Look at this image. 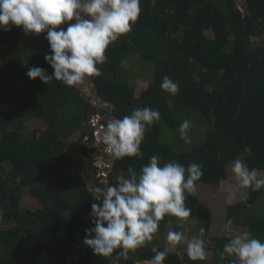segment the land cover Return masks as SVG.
I'll list each match as a JSON object with an SVG mask.
<instances>
[{
    "label": "trees",
    "instance_id": "trees-1",
    "mask_svg": "<svg viewBox=\"0 0 264 264\" xmlns=\"http://www.w3.org/2000/svg\"><path fill=\"white\" fill-rule=\"evenodd\" d=\"M243 2L246 10L237 0H141L131 32L108 47L106 62L97 65L101 74L89 77L96 96L107 104L102 113L122 119L148 107L160 114L145 132L143 156L113 160L107 182H97V188L128 178L129 166L139 173L154 155L161 166L169 161L200 164L203 175L195 191L186 193L185 205H196L201 217L198 228L204 229L200 236L210 253L205 260L193 261L157 239L173 215L160 219L152 239L127 257L118 255L120 249L98 256L80 244L85 230L94 227L92 204L102 200L91 196L88 183L97 167L82 143L93 138L87 126L92 104L78 86L55 79L47 84L28 79L19 93L7 94L28 68L41 67L49 75L54 70L44 59L51 54L46 32L0 30V209L8 225L0 228V264H145L155 255L153 247L166 251L163 264H232L234 257L221 255L231 237L209 234L212 213L200 201L198 187H218L237 158L264 179V0ZM132 54L152 68L151 80L138 94L137 77L123 66ZM164 76L179 84L177 94L161 89ZM33 119L44 121L49 132L29 130ZM185 120L211 126L201 139L187 141L180 132ZM76 132L78 138L70 140ZM24 188L39 207L20 206ZM247 190V198L229 208L226 218L264 242V187Z\"/></svg>",
    "mask_w": 264,
    "mask_h": 264
},
{
    "label": "clouds",
    "instance_id": "clouds-1",
    "mask_svg": "<svg viewBox=\"0 0 264 264\" xmlns=\"http://www.w3.org/2000/svg\"><path fill=\"white\" fill-rule=\"evenodd\" d=\"M151 2L155 4V0ZM140 14L141 0H0V30L18 27L25 35L46 32L51 54L44 59L53 74L41 67H30L26 75L45 84L55 79L73 87L101 74L97 65L106 62V50L131 32ZM65 24L67 27H60ZM160 87L173 95L179 92V84L168 76L162 78ZM159 118L157 110L144 107L134 109L122 119L109 120L101 140L112 159L142 157L145 132ZM189 126L187 120L181 124L182 138ZM231 170L239 187L253 191L264 187V179L258 178L257 170H250L241 159L232 161ZM127 172L128 178L118 177L115 185L100 190L102 200L92 204L90 217L94 227L85 230L83 243L95 255L109 256L120 249L118 255L127 257L129 250L152 239L158 221L165 215L189 217L186 193L195 191V182L203 175L198 163L185 167L169 161L161 166L160 157L155 155L141 166L139 173L131 166ZM231 223L227 222L225 230H229ZM181 239L180 233L168 235L171 244ZM152 251L155 255L150 264H163L166 251L155 247ZM224 254L235 258L232 264H264V242L244 232L224 245L222 257ZM187 255L193 261L206 259V241L202 236H194L188 242Z\"/></svg>",
    "mask_w": 264,
    "mask_h": 264
},
{
    "label": "rangeland",
    "instance_id": "rangeland-1",
    "mask_svg": "<svg viewBox=\"0 0 264 264\" xmlns=\"http://www.w3.org/2000/svg\"><path fill=\"white\" fill-rule=\"evenodd\" d=\"M237 3L246 10L243 0H237ZM206 34L210 36L211 32L206 31ZM260 41L257 38L254 39V43L258 44ZM123 66L129 70V72L137 77L136 92L137 94L146 87V83L152 78V68L151 65L147 62H144L140 59L138 54H132L130 59L125 60ZM28 79L27 75L18 79L14 82V86H9L6 90L7 94L19 93L22 84H24ZM81 88L82 95L92 104V111L90 113L89 122H87L88 129L92 128L93 138L87 139L84 138L82 143L87 146L86 155L94 161L97 169L95 171V178L89 180V190L92 198H103L102 189L97 188V182L106 183V174L108 169L112 165V155L108 151L107 147L102 143L101 133L103 128L106 126V123L109 120L115 119L110 112L102 113L101 109L106 108L107 104L101 103L96 96V91L90 78H87L85 82L78 86ZM194 119V118H193ZM29 130L40 132H49L47 131V126L42 120H31L27 125ZM210 124L200 123L191 121L190 126L186 131L187 141L191 139H201L205 131L210 127ZM46 134V133H45ZM170 135L169 132L165 134V138H168ZM78 138V132L71 136L70 140H75ZM184 147V146H183ZM182 147V148H183ZM232 165L227 166L228 178L222 181L218 187L213 186H204L201 185L198 187L200 201L203 202L212 213V223L210 227L209 234L213 237L219 236H228L234 237L236 235L247 232L246 228L237 226L233 223L232 219H227L226 215L229 208L236 209V206L240 204L247 198L248 190L247 188L239 187L234 174L231 170ZM263 199V198H262ZM264 201V200H263ZM261 212L264 214V202H262ZM20 206L22 208L35 209L39 207L37 198L33 197L28 190L24 188L22 190ZM190 209L189 217H174L167 220L165 231L162 235H157V239H164L168 245L169 250L173 252L187 253V244L194 236H200V230L198 228V222L201 221V217L197 215L196 205L188 204L185 205ZM2 210L0 209V228H6V225L2 219ZM228 221H231L229 230H225V225ZM169 233H180L182 236L181 241L175 244H171L168 241ZM156 239V238H155ZM80 244H84L83 241H80ZM210 253H206L208 258ZM145 264H150L147 262Z\"/></svg>",
    "mask_w": 264,
    "mask_h": 264
},
{
    "label": "water",
    "instance_id": "water-1",
    "mask_svg": "<svg viewBox=\"0 0 264 264\" xmlns=\"http://www.w3.org/2000/svg\"><path fill=\"white\" fill-rule=\"evenodd\" d=\"M79 89L81 90V88H79ZM98 100H99V101H101V99H100V98H99Z\"/></svg>",
    "mask_w": 264,
    "mask_h": 264
}]
</instances>
